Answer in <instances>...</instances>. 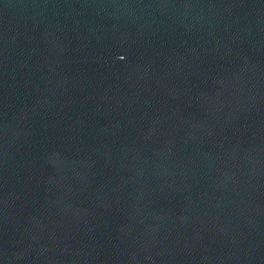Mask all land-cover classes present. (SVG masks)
<instances>
[{"label":"water","instance_id":"obj_1","mask_svg":"<svg viewBox=\"0 0 264 264\" xmlns=\"http://www.w3.org/2000/svg\"><path fill=\"white\" fill-rule=\"evenodd\" d=\"M0 264H264V0H0Z\"/></svg>","mask_w":264,"mask_h":264}]
</instances>
